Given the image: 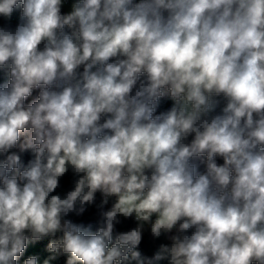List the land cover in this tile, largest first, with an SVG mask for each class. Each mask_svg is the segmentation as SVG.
Wrapping results in <instances>:
<instances>
[{
	"label": "clouds",
	"instance_id": "1",
	"mask_svg": "<svg viewBox=\"0 0 264 264\" xmlns=\"http://www.w3.org/2000/svg\"><path fill=\"white\" fill-rule=\"evenodd\" d=\"M0 264H264V0H0Z\"/></svg>",
	"mask_w": 264,
	"mask_h": 264
}]
</instances>
